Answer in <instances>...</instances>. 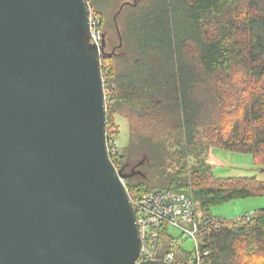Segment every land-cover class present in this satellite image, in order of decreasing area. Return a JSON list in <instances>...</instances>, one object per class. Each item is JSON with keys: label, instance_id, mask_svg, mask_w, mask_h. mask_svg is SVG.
<instances>
[{"label": "trees", "instance_id": "obj_1", "mask_svg": "<svg viewBox=\"0 0 264 264\" xmlns=\"http://www.w3.org/2000/svg\"><path fill=\"white\" fill-rule=\"evenodd\" d=\"M126 1L87 0L100 30ZM117 21L121 47L115 21L113 33L101 31L115 50L102 56L107 124L117 127L116 115L129 123L115 165L141 172L126 179L132 198L184 191L206 212L263 198L264 182L216 177L204 157L210 148L248 154L264 171V0H138ZM202 223V264H264V210ZM167 230L159 257L182 253Z\"/></svg>", "mask_w": 264, "mask_h": 264}, {"label": "water", "instance_id": "obj_2", "mask_svg": "<svg viewBox=\"0 0 264 264\" xmlns=\"http://www.w3.org/2000/svg\"><path fill=\"white\" fill-rule=\"evenodd\" d=\"M137 4L114 15L120 47L118 17ZM106 47L104 34L92 42L87 0H0V264L138 260L125 180L141 172L108 156Z\"/></svg>", "mask_w": 264, "mask_h": 264}, {"label": "built area", "instance_id": "obj_3", "mask_svg": "<svg viewBox=\"0 0 264 264\" xmlns=\"http://www.w3.org/2000/svg\"><path fill=\"white\" fill-rule=\"evenodd\" d=\"M89 21L92 42L99 46L102 41V34L99 29L100 18L93 14L90 7ZM100 66L104 78L102 56ZM105 108L107 113L106 91ZM115 132V129L106 123V147L108 156L114 165L117 164L121 153V148L117 144V139H115ZM129 195L136 211L141 240L140 253L136 264L152 260H161L168 264H202V259L204 256H208V253H203L198 234L205 223L197 220L195 204L189 193L165 190L159 193L147 194L137 199H133L130 193ZM163 228L168 229L167 233H170L171 228L180 232L179 237L171 235L173 236L172 245L180 248L182 253L166 252L161 257L158 256L162 247L160 241ZM183 238H188L194 243L193 251L188 252L181 246ZM185 255H187V258L183 257Z\"/></svg>", "mask_w": 264, "mask_h": 264}, {"label": "rangeland", "instance_id": "obj_4", "mask_svg": "<svg viewBox=\"0 0 264 264\" xmlns=\"http://www.w3.org/2000/svg\"><path fill=\"white\" fill-rule=\"evenodd\" d=\"M129 1L133 2L134 0ZM115 12L116 10L110 11L107 15V19L103 20V26L100 32H104L106 29H110L112 33L115 31V24L113 21ZM103 79L105 87V78ZM115 123L117 127L112 128H114L115 131H118V134L115 132V139H117V144L121 148L122 153L129 146L130 126L128 121L121 115L115 116ZM204 159L210 167L211 172H213L216 177H255L258 181L264 182V171L261 166L256 164L251 155L230 153L218 148H210ZM195 209L196 217L199 222H202V219L209 214L217 219L234 220L246 215H253L259 210H264V197L238 200L224 205L214 206L209 212L202 210L198 204L195 203ZM170 233L177 237L180 236V232L173 228L170 229ZM181 246L188 252L193 251L194 249V243L188 238H183Z\"/></svg>", "mask_w": 264, "mask_h": 264}, {"label": "bare ground", "instance_id": "obj_5", "mask_svg": "<svg viewBox=\"0 0 264 264\" xmlns=\"http://www.w3.org/2000/svg\"><path fill=\"white\" fill-rule=\"evenodd\" d=\"M100 29V28H99Z\"/></svg>", "mask_w": 264, "mask_h": 264}]
</instances>
